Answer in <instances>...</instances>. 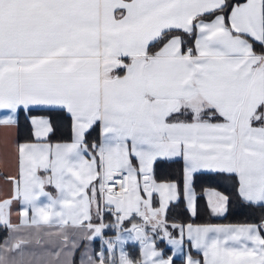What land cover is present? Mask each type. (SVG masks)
Wrapping results in <instances>:
<instances>
[{
	"label": "snow or ice",
	"instance_id": "obj_1",
	"mask_svg": "<svg viewBox=\"0 0 264 264\" xmlns=\"http://www.w3.org/2000/svg\"><path fill=\"white\" fill-rule=\"evenodd\" d=\"M208 174L256 222L195 223ZM0 227V264H264V0H0Z\"/></svg>",
	"mask_w": 264,
	"mask_h": 264
},
{
	"label": "trees",
	"instance_id": "obj_2",
	"mask_svg": "<svg viewBox=\"0 0 264 264\" xmlns=\"http://www.w3.org/2000/svg\"><path fill=\"white\" fill-rule=\"evenodd\" d=\"M215 184L217 185L219 182L216 181V178H209L208 176H203L199 178V184ZM222 191H226L227 193L232 195L231 203L229 205L228 213L223 217H213L207 213L201 212V214L194 219V222H203L206 220L210 221H219V222H256L260 215V209L252 208L247 205H244L241 201H239L233 191L232 187L229 185H224L220 187ZM201 206L204 205V201H200ZM176 212H179L180 209H175ZM178 220L182 222H193L192 218H184L177 217ZM161 248L168 249L167 246H164L163 243L160 244ZM169 254V252H168ZM175 264H182L180 258H176Z\"/></svg>",
	"mask_w": 264,
	"mask_h": 264
},
{
	"label": "crops",
	"instance_id": "obj_3",
	"mask_svg": "<svg viewBox=\"0 0 264 264\" xmlns=\"http://www.w3.org/2000/svg\"><path fill=\"white\" fill-rule=\"evenodd\" d=\"M206 176H208L209 178H216V181H218L219 183L217 185H215V184H205V183L203 184V182H201L200 185H202L204 187L215 188V189L220 190V191H222L220 187H222L224 185H228V186L230 185L232 187L231 182L227 181L226 179H224L221 176H217V175H214V174H208ZM12 219H13V223H19V219H18V217L16 215H13ZM184 223H188V222H184ZM195 223H198V224L199 223H211V224H224V225H227V224H244V223H253V222H219V221L206 220V221H203V222H195ZM24 234L25 233H19L18 235H24ZM107 235L108 236H112L113 233L108 232ZM6 236H7V230L4 229L3 227H0V241H2ZM163 244H164V246H167L168 248H170V246L166 245L165 243H163ZM49 247H50V245H48L47 243H43L41 245H37L35 243V241H33V243L25 246V250L29 251V252L35 251L37 253H40V252L48 249ZM91 248H92L93 251H99V248H100L99 239L95 240L92 243ZM125 250L133 257L138 255V245L132 244L131 242H129V244H127L125 246ZM185 251L186 252L188 251L187 245L185 246ZM169 254H170V252H169ZM191 254L194 257L196 256V252H195L194 249L191 251ZM178 258H180L181 261H182L181 257H178ZM73 259L75 260V264H79L80 255H79L78 252L74 254Z\"/></svg>",
	"mask_w": 264,
	"mask_h": 264
}]
</instances>
